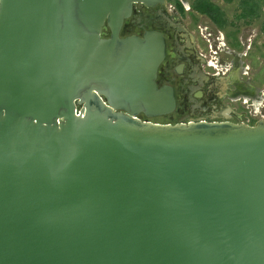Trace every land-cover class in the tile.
<instances>
[{
    "label": "water",
    "instance_id": "obj_1",
    "mask_svg": "<svg viewBox=\"0 0 264 264\" xmlns=\"http://www.w3.org/2000/svg\"><path fill=\"white\" fill-rule=\"evenodd\" d=\"M166 1L0 0V264H264V119L138 117L166 41L121 30Z\"/></svg>",
    "mask_w": 264,
    "mask_h": 264
},
{
    "label": "flooded vegetation",
    "instance_id": "obj_2",
    "mask_svg": "<svg viewBox=\"0 0 264 264\" xmlns=\"http://www.w3.org/2000/svg\"><path fill=\"white\" fill-rule=\"evenodd\" d=\"M251 1L255 0L238 1L242 14H248L249 18L255 17L254 11L248 13L247 5L254 7ZM211 22L216 28H225L229 24L225 13L212 0H167L154 6L134 5L131 17L124 22L121 36H143L149 30L164 35L166 56L159 68L157 83L159 87H172L176 100L171 113L154 117L140 113V119L165 124L232 121L252 125L247 122L250 116L257 119L254 124L263 118L259 108L263 90L242 75L246 69L242 58L245 52L221 42L223 49L233 54L232 59L218 60L210 56L211 53L218 54L217 47H220L214 41L213 33L208 32L207 26ZM249 35L247 48L252 51L258 36Z\"/></svg>",
    "mask_w": 264,
    "mask_h": 264
},
{
    "label": "rangeland",
    "instance_id": "obj_3",
    "mask_svg": "<svg viewBox=\"0 0 264 264\" xmlns=\"http://www.w3.org/2000/svg\"><path fill=\"white\" fill-rule=\"evenodd\" d=\"M212 1H215L216 4L220 6V9L225 13L226 21H228L229 24L227 23L228 25H226L225 28H223V26L216 28L212 22L207 26L209 29L208 32L213 33L214 41L218 42L217 46H220L217 47L218 54L211 53L210 56L218 60L224 59L229 61L232 59L233 54L228 53L227 50L225 51L223 49L224 47L220 44L221 42H224L227 47L232 46L240 51H244L245 53L242 55V58L246 69L242 75L244 79L252 81L256 87L262 88V93L264 94V0L251 1L253 2L254 7H252L251 4L247 5V7H249L248 13L253 11L255 13V17L253 18L246 16L248 14H242V8L238 3L239 0ZM216 12L218 13V10H216ZM243 18H248V20ZM250 33H254L258 36L252 51L247 48L249 45L246 42ZM238 37L239 42H236ZM259 108L262 117L264 118V97H262V101L259 103ZM255 109L256 106L251 111L254 112ZM248 120L249 121L247 122H250L253 125L257 119L250 116Z\"/></svg>",
    "mask_w": 264,
    "mask_h": 264
}]
</instances>
